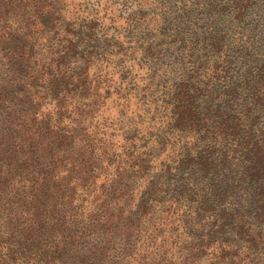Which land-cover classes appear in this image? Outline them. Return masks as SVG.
Instances as JSON below:
<instances>
[{
	"label": "trees",
	"instance_id": "16d2710c",
	"mask_svg": "<svg viewBox=\"0 0 264 264\" xmlns=\"http://www.w3.org/2000/svg\"><path fill=\"white\" fill-rule=\"evenodd\" d=\"M106 8L0 0V264H264V0Z\"/></svg>",
	"mask_w": 264,
	"mask_h": 264
},
{
	"label": "rangeland",
	"instance_id": "374dc122",
	"mask_svg": "<svg viewBox=\"0 0 264 264\" xmlns=\"http://www.w3.org/2000/svg\"><path fill=\"white\" fill-rule=\"evenodd\" d=\"M162 1L164 0H102V3L106 5V11H104L102 14H106L105 17L107 18L106 25L108 21L113 20L115 18L116 24L118 27H120L118 30L121 32V37L118 39L120 41H127L125 38L124 31L121 29H124L121 25L124 21L126 23L127 19H131L132 16H134V13L143 10H148V19L152 17V12L150 9L153 7V3L156 4L157 7H162ZM173 4H175V0H172ZM79 3H81V7H89L94 8L97 7V0H79ZM127 37V36H126ZM128 38V37H127Z\"/></svg>",
	"mask_w": 264,
	"mask_h": 264
}]
</instances>
